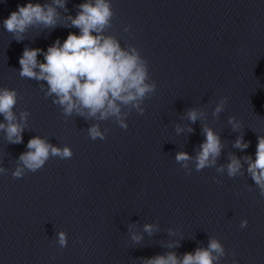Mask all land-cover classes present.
<instances>
[{
  "label": "clouds",
  "instance_id": "1",
  "mask_svg": "<svg viewBox=\"0 0 264 264\" xmlns=\"http://www.w3.org/2000/svg\"><path fill=\"white\" fill-rule=\"evenodd\" d=\"M66 3L67 0L44 3L28 0L24 5H17V10L3 20V27L17 42L25 39V33L30 28L52 29L61 24L79 29V34L70 32L63 42L57 39L46 51L25 47L19 58V75L29 80L46 82L45 97H54L52 103L60 106L65 117L75 114L86 120L97 121L88 127L87 134L92 140H104L107 129L101 130L99 122L114 119L119 127L126 130V117L133 110L144 114L145 108L142 105L155 92L156 83L149 82L147 61L136 47H122L119 40L106 34L114 16L111 0H85L77 6V14L74 17L67 16L62 24L58 9L67 11ZM124 31H129V28L125 27ZM40 55H43V61L38 59ZM41 90H44V85H41ZM227 100V97H223L216 103L212 112L214 117L224 111ZM17 103L18 94L15 89L0 87V116L3 117L0 132L4 133L10 144L23 143V132L28 128L29 112L21 110L17 115L14 110ZM186 115L189 121L195 123L205 113L190 109ZM228 124L233 131L241 127L235 116L228 118ZM183 131V127H176L177 134ZM187 131L192 132L193 129L189 127ZM202 133L205 139L199 145L195 157L184 151L175 155V161L185 169L186 174H191L189 162H192L197 172L215 168L217 173H226L229 178L243 176L241 159L235 155H229L226 166L217 167V160L224 147L220 135L206 124ZM257 141L255 159L245 156L243 161L247 164L248 176L259 189V195L264 197V136H258ZM248 146L249 142H245L243 136L237 137L233 145L241 151ZM26 147L27 151L20 154L17 166L12 171L14 178H22L26 172H37L52 157L71 159L73 156L69 146L53 145L40 136L29 139ZM7 171L0 167V174H6ZM247 224V220H242L240 227L244 228ZM156 230L158 225H144V231L149 235ZM56 237L61 248L67 246V234L64 231L56 233ZM132 239L139 242L142 237L133 233ZM178 246V242L167 245L169 248ZM225 255L220 240L210 237L207 247H198L194 252L182 256L169 251L144 258L143 264H219Z\"/></svg>",
  "mask_w": 264,
  "mask_h": 264
}]
</instances>
